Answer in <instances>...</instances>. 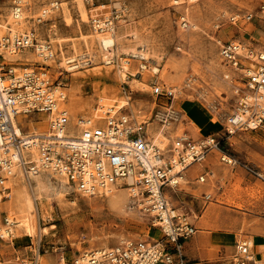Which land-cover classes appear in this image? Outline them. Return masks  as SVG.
Segmentation results:
<instances>
[{
  "label": "rangeland",
  "instance_id": "rangeland-1",
  "mask_svg": "<svg viewBox=\"0 0 264 264\" xmlns=\"http://www.w3.org/2000/svg\"><path fill=\"white\" fill-rule=\"evenodd\" d=\"M25 1L27 17L19 32L35 26L39 40L50 42L54 56L46 62L47 70L51 81L61 84L59 91L66 95L62 104L74 118L71 122L76 123L80 116L93 117L99 104L116 105L139 121L150 118L151 133L162 129L169 136L162 147L183 135L194 140L215 135L221 140L220 150L234 163L222 161L219 149L211 150L210 156L181 173L183 178L171 190L169 201L200 233L224 232L233 237L232 242L218 246L214 255L198 262L232 264L237 241L248 239L252 243L253 235L264 234V125L228 131L231 126L226 120L236 105L234 87L241 83L238 73L222 61L219 47L227 40H253L257 47L264 46V0H94L86 3L87 20H83L75 0H65L66 4L61 0ZM53 2H58L54 8ZM12 7L13 0H0V33L14 24ZM44 8L50 9L46 21L35 24V17ZM115 10L119 17L114 28L121 50L106 63L95 38L100 31L93 27L92 17ZM247 13L253 18L244 25L230 20ZM139 45L145 46L147 59L126 54L122 48ZM28 52L36 53L27 49L16 54L22 55L20 59L9 60L20 66L43 62L40 55L26 59ZM73 55L78 67L57 65L61 56ZM87 59L91 61L87 63ZM124 60L128 66L121 74ZM156 84L170 87L174 97L153 94ZM165 115L171 118L162 128L159 117ZM24 119L30 120V133L49 131L46 115L31 114ZM220 167L224 168L221 173ZM207 169L212 173L205 175ZM234 174L242 175L243 185L235 193L219 192L218 182ZM203 175L205 180H199ZM47 176V172L42 173L45 180ZM19 177L14 175L5 182L8 194L0 200V264H73L87 251L161 235L153 217L138 212V202L131 203L134 209L121 212L111 205L112 194L105 191L84 195L72 188L68 193L60 186L47 188L37 193L35 210L20 212V207L27 208L22 201L27 183ZM31 182L35 188V178ZM117 188L128 186L123 182ZM11 216L17 224L11 234H3ZM28 221L34 226L32 233L24 226ZM62 256L65 260L61 263ZM257 264H264V260Z\"/></svg>",
  "mask_w": 264,
  "mask_h": 264
},
{
  "label": "built area",
  "instance_id": "built-area-1",
  "mask_svg": "<svg viewBox=\"0 0 264 264\" xmlns=\"http://www.w3.org/2000/svg\"><path fill=\"white\" fill-rule=\"evenodd\" d=\"M94 3V0H82ZM14 21L19 22L24 2L13 0ZM57 3H51L54 8ZM103 4L102 6H105ZM35 17V24L46 21L50 9L44 8ZM264 13V7H263ZM118 10L110 15L92 17L93 27L109 31L116 26ZM253 14L231 16L235 24L244 25ZM33 49L42 58L41 64L18 65L9 60L12 54ZM222 61L238 73L241 85L234 87L236 105L227 117V124L235 130H254L264 125V46L259 48L252 41H223L219 47ZM54 55L49 41L42 42L35 26L22 32L0 33V200L7 196L5 185L15 165L27 175L41 170L53 169L67 178L76 192L96 194L113 185L132 187L143 195L148 209L153 212V225L160 237L152 240H129L115 247L85 252V264H201L190 261L184 254V243L192 237L197 227L187 215L170 205L171 190L179 183L176 174L194 163L201 162L214 148L221 149V140L215 135H206L194 140L190 136H177L167 147L151 141V121L137 120L122 112L116 105L99 104L93 117H78L75 125L83 135H64L67 125L73 120L68 108L62 105L66 95L57 90L61 84L51 81L46 60ZM63 92V93H62ZM156 96L174 97V91L164 85H154ZM51 113L50 128L53 134L29 135L31 114ZM158 117V115H156ZM160 118V117H159ZM169 116L160 118V125H169ZM152 128V127H151ZM150 128V129H151ZM163 128V127H162ZM230 132V129H228ZM36 147L39 159L32 158ZM179 166L178 172H173ZM248 172L253 169L246 166ZM209 169L205 175L211 174ZM205 175L200 176L201 181ZM132 179L131 183L126 180ZM134 191V190H132ZM136 198L135 195H132ZM83 254L73 261L78 264ZM65 257H61V263ZM252 245L248 239L236 242L232 264H257Z\"/></svg>",
  "mask_w": 264,
  "mask_h": 264
},
{
  "label": "bare ground",
  "instance_id": "bare-ground-1",
  "mask_svg": "<svg viewBox=\"0 0 264 264\" xmlns=\"http://www.w3.org/2000/svg\"><path fill=\"white\" fill-rule=\"evenodd\" d=\"M20 1L24 2V5H23L24 6L23 7V13L24 14L22 13V16H21L19 22H15L14 21V24L11 27V30L12 31H16V30L19 31V29H20L19 27H22L21 24L22 23H25V19L27 17L26 16V9H25V7H26L25 2L26 1L25 0H20ZM75 1L77 2V7L79 9V12L82 15L83 20H87L89 18V10H88V7H87L86 2H84L82 0H75ZM56 3L58 5V2H56ZM66 3L67 2H65V0H61V4H66ZM116 5H119V3H116ZM13 16H14V5L12 7V17ZM235 16H239V15H234V17ZM114 27L115 26H113L112 28H110L109 31H100V30H97V28H95L97 31H100V32H98V34H96V37L95 38L99 42V44L101 46V51H100L101 53L100 54H101V57L104 59V61L106 63H110L111 61H113L115 59L116 52H118L119 50H121V48H120L121 47V44L119 42V34L116 32V29ZM234 41H239V40H234ZM122 48H123V51L126 52V54H131L132 56H140V57L146 58V59L148 58V56H147V50H146V48H145L144 45L128 46V47H122ZM38 55L39 54L37 52L36 53H33V52H30L29 53L28 52V54L26 55L25 58L26 59H30V58L36 57ZM81 56L83 58V56H86V54H81ZM9 57H17V59L18 58L20 59V57H22V55L12 54ZM51 59L46 60V62L47 61L50 62ZM75 60H76V56L75 55H73L71 57H68V58L65 57V56H61L60 63H58L57 65L60 68L63 67V66H67L68 69H74V68H76V67L79 66L77 64V62L74 63ZM88 61H91V60L90 59H87L86 62L88 63ZM86 62L84 61L83 63H86ZM69 63H71V64H69ZM127 66H128V61L127 60H124L122 66H121V70H120L121 74H123L124 70L127 69ZM143 66H144V64H143ZM154 71L156 72V71H158V69L157 68H154ZM59 88L60 87L58 86L57 87V90H59ZM38 114H43V115H46V117H49L50 118V120L48 121L49 122V124H48V130L49 131L48 132L44 131V132H35V133H33V135H35V139H36V140H34L35 143L38 141L37 138L39 137V135H49V134H53L52 133V130L50 128V121L53 118V114L46 113V112L45 113L42 112V113H38ZM167 116H169V115H167ZM160 118H162V116ZM74 123L75 122H70L67 125L66 131L64 132V135L70 136V137L71 136L72 137H79V136H82L83 135L82 132H80V131L77 130V129H80L79 125H75L76 123L75 124ZM166 126H164V127H166ZM234 130L235 129H233V128L230 127V132L231 133H234ZM29 135H32V133H29ZM183 136H185V135H183ZM183 136H180V137H183ZM151 138H152L151 141H153V144H157V145H160L161 146L166 141H168L169 136L165 135L164 131H162V129H161L159 132H152L151 133ZM168 144H165L164 147H167ZM214 149H216V148H214ZM31 150L33 151L32 152L33 153L32 158L38 160L39 159L38 158L39 155H38L37 148L34 146V147L31 148ZM220 151H221V153H223V155L221 157V160L222 161H225V162H227L229 164H233L234 163V159L231 156H229L227 153L223 152L222 150H220ZM179 169H180L179 166H176L174 168L173 172L176 173V172L179 171ZM185 170L186 169H183V170L179 171L176 174V176H177V178H176L177 182H179V179H182L183 178V175H181V173H184ZM45 172L48 173L47 180H45L42 177V173H45ZM14 175L20 176L19 177L20 181H22L24 179L25 182L27 183L26 186H24V190H23V193H22L23 198H24L22 201H25L26 202L27 208H21L20 207V209H19L20 212L30 211V209H33V208L35 210V201L34 200L37 197H39L37 195V193L38 194H41L47 188L48 189L49 188L52 189L53 187H59L60 186L62 189L66 190L67 193L69 191L68 189H70V188L73 189L74 188V186L71 183L68 182V180H67L66 177H64L63 175H60L59 173L55 172V170H53V169L43 170V171L41 170L40 172H38L36 174L27 175L25 172L22 171V169L20 168V166L15 163V165H14V167L12 169V175L9 177V179L13 178ZM34 178H35V181H36L35 188L33 187L32 182H31V180H33ZM199 180H201V179H199ZM126 182L131 183L132 182V179H128V180H126ZM31 190H32V192H31ZM131 190L132 189H130V187L119 190L117 188V184H116V185L111 186L109 189L105 190V192H110L112 194V196H111V205L114 208L119 209L121 212H126L127 210L134 209L135 206H132L131 203H133V201H136V202H138L139 206L142 207V209H141V207L138 208V212L141 211L142 214H143V212H145L146 214H149V216H153L154 215L153 212L148 209V206L146 205V202H145L146 200L144 199V197L140 193V191L137 193L136 190H134L133 192ZM61 193L62 192H59V194H61ZM80 193H82L84 195H93L91 193H83V192H80ZM132 195H135L136 198H133L132 199L131 198ZM6 221H7L6 222L7 223L6 224V228L4 227L2 233L9 235V234H11V230H13V226L15 224H17V221H15L14 216H11L10 218L8 217L6 219ZM24 226H25L26 230L29 231L30 233H32V230H34L33 229L34 226L31 225L29 223V221L26 222ZM127 241H129V240H127ZM124 242H122V243H124ZM122 243H120V244H122ZM250 244H252V243L250 242ZM113 247H115V246H113ZM109 248H112V247H109ZM109 248H106V249H109ZM95 250H99V249H95ZM86 260H87V254H84V257H82L81 260H77V263L78 264H85L86 263Z\"/></svg>",
  "mask_w": 264,
  "mask_h": 264
},
{
  "label": "crops",
  "instance_id": "crops-1",
  "mask_svg": "<svg viewBox=\"0 0 264 264\" xmlns=\"http://www.w3.org/2000/svg\"><path fill=\"white\" fill-rule=\"evenodd\" d=\"M203 124L207 123L205 120L202 121ZM211 154L209 153V156ZM216 154L212 155L214 158ZM208 157V156H207ZM196 164V163H194ZM189 169V168H188ZM224 168H219L220 173ZM242 175L234 174L232 177L225 181H219V192L235 193L238 187L243 185L244 178ZM233 237L226 235L224 232H211L207 231L205 233L196 232L195 236L186 239L184 243V254L186 258L190 261L205 260L211 255L216 253V248L221 245L228 244L232 242ZM252 251L255 254L256 259L259 261L264 260V234L259 233L252 236ZM214 246L215 249H211Z\"/></svg>",
  "mask_w": 264,
  "mask_h": 264
}]
</instances>
